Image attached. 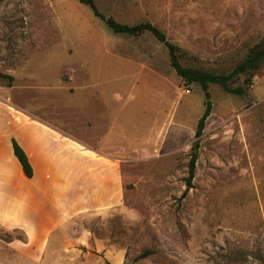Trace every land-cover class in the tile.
I'll list each match as a JSON object with an SVG mask.
<instances>
[{"label": "rangeland", "instance_id": "374dc122", "mask_svg": "<svg viewBox=\"0 0 264 264\" xmlns=\"http://www.w3.org/2000/svg\"><path fill=\"white\" fill-rule=\"evenodd\" d=\"M94 1L157 26L184 66L228 74L264 44V0ZM0 74L14 78H0V264L264 262V66L243 95L210 86L192 188L204 93L150 33L116 35L78 0H0ZM17 131L33 132L38 181L18 162L19 176L2 174ZM62 134L91 149L86 161Z\"/></svg>", "mask_w": 264, "mask_h": 264}, {"label": "trees", "instance_id": "16d2710c", "mask_svg": "<svg viewBox=\"0 0 264 264\" xmlns=\"http://www.w3.org/2000/svg\"><path fill=\"white\" fill-rule=\"evenodd\" d=\"M78 1L81 4L90 7L94 12V15L101 21H103L106 26L116 35L139 38L145 35L146 33H150L156 40L164 44V46L167 48L171 66L175 70L177 75L182 79L184 85L187 88L196 84L201 87L205 97L206 110L198 122L197 129L195 132L196 141L191 149V159L189 162L188 172L189 177L186 181L187 186L192 188V182L196 174V164L199 159V140L204 134L206 122L211 116L213 109L210 95V86L219 85L224 91L229 94L243 95L245 93V86L252 85L254 78L257 76L260 69L264 66V44H259L253 47L249 51L247 57L242 62H240L232 72L228 74H218L215 72H209L195 67L184 66L182 64V60L187 58V53L184 52L177 45L171 43L168 40L166 34L152 23L145 22L135 25L122 24L113 17H106L105 15H103L98 10L94 0ZM242 76L244 77V87H234V82ZM0 78L9 79L11 81L10 86L14 81L13 76L5 74H0ZM12 146L14 155L19 161L25 176L31 179L33 177L34 172L26 152L15 140H12ZM148 254L149 252H146L142 257ZM226 257L228 258L227 255ZM220 264H237V261L228 258V260ZM262 264H264V262Z\"/></svg>", "mask_w": 264, "mask_h": 264}, {"label": "crops", "instance_id": "0c3cea01", "mask_svg": "<svg viewBox=\"0 0 264 264\" xmlns=\"http://www.w3.org/2000/svg\"><path fill=\"white\" fill-rule=\"evenodd\" d=\"M24 125L25 126H23L20 129V131H22V130H28V131L31 130V131H33L34 130L33 127H28L29 123H26ZM37 127H39V126H37ZM36 129L38 131H41V130L47 131V130H49V127L42 128V129L41 128H39V129L36 128ZM51 130H52V133H54V134H57V133L58 134H61V133L57 132L56 130H53V129H51ZM24 134L26 136L27 135L31 136V135H33V132H26V133H21L20 134L17 131L16 134L10 135L11 148H12V153H13V156H14L15 160L12 158V156H9V157L6 158V161L8 162V164H7V170L3 171L2 174L4 175V173H7L8 172L9 176H11V174H12V178H16L17 176H19V171L17 170L16 162H18L19 165H20V163H19V161L17 160V158L14 155L13 146H12V140H15V139H12V138H16L17 137L18 144L24 149V151L26 152V154H27V156L29 158L30 164L32 165L34 174H33V177L31 179H34V180L38 181V179L36 177H34L36 170H35V167H34V164H33V157L31 156V154L29 152V146L26 145V144H24V138H22ZM58 140H59L60 143H64L63 145L68 144V142H72V143H70V147L69 148L67 147L68 150L70 151V153L72 154V156L69 157L70 160L72 159V160L86 161L88 159L89 155H87L86 153L90 152L91 149H89L88 147H85L84 145H82V143H80L78 141H75V140L74 141H71L69 137H66L65 138L63 134H62V136H59V139ZM41 151H42V154L40 153V155H42V159H44V160L46 159V161H48L49 158H47V155L45 154V150L41 149ZM103 156H104V158H109V157H107L108 155L103 154ZM9 163H11V166H10ZM48 165H49V162H48ZM20 167H21V165H20ZM21 170H22V167H21ZM17 171H18V174H17ZM22 173L25 176L23 170H22ZM4 176L5 177H8L6 175H4ZM44 178L45 179H48V181H49L50 179H54L55 176H51V175H46L45 174L44 175ZM20 188L21 187H20V184H19V190H20Z\"/></svg>", "mask_w": 264, "mask_h": 264}]
</instances>
